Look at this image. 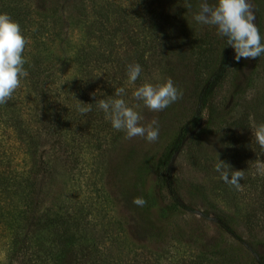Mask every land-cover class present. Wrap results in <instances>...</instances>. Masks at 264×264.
<instances>
[{"label": "rangeland", "instance_id": "obj_1", "mask_svg": "<svg viewBox=\"0 0 264 264\" xmlns=\"http://www.w3.org/2000/svg\"><path fill=\"white\" fill-rule=\"evenodd\" d=\"M201 2L0 0V14L18 22L29 41L23 56L32 67L34 62L41 67L45 93L42 102L27 76L7 104L0 105L4 119L21 114L32 138L21 141L9 122L0 123L8 169L24 172L35 183L29 194L36 202L34 214L82 208L88 230L110 231L105 244L114 253L118 247L124 250L127 264H256L251 251L264 253V149L254 137V125L264 121V55L237 63L228 46L227 70L207 98L199 126L168 166L170 190L185 208L166 217L159 212L172 198L156 163L201 107L199 93L224 52L225 38L216 28L194 20ZM217 2L208 0L213 6ZM250 3L264 37V0ZM131 35L142 40L138 49L129 43ZM156 35L160 45L167 43L164 48L153 47ZM141 47L146 51L142 72L135 84H128L124 75L122 98L144 117L142 124L158 121V140L126 139L111 124L104 132L89 130L91 121L78 111L83 106L78 101L100 100L102 81L115 64L96 60L86 66L82 55L100 50L107 56L109 51L120 67L126 53L133 59ZM168 78L183 92L168 108L150 112L133 99L135 88ZM45 104L52 122L43 111ZM44 115L52 127L44 125ZM234 171H242L240 189L230 183ZM149 196L157 199L155 204ZM135 197L147 203L137 207ZM15 201L23 204L19 194ZM7 233L0 224L1 261Z\"/></svg>", "mask_w": 264, "mask_h": 264}, {"label": "trees", "instance_id": "obj_2", "mask_svg": "<svg viewBox=\"0 0 264 264\" xmlns=\"http://www.w3.org/2000/svg\"><path fill=\"white\" fill-rule=\"evenodd\" d=\"M260 24L261 21L258 18L257 26L259 30ZM154 38L155 35L152 39ZM128 40L129 43L133 44L132 46H134L135 49L139 48V41L142 42L136 35L129 36ZM160 40L161 36L156 35V40L153 45L154 48L157 47L160 49V46L163 48L166 46L167 43L165 41L160 45ZM99 41H101V38ZM103 44L99 42V45L104 48L108 47ZM106 52H108L107 56L100 50L85 53L82 55V63L87 66L90 62L95 63L96 60L103 62L104 60L109 64H115V67L109 74L110 76H107L106 81H102L104 82L103 88L100 89L101 92L97 95L98 98L97 96L96 98H122L115 97V90L123 87L124 75H127L128 65L138 63L143 67L144 64L142 62L146 51L141 47L140 53L135 54L133 59L130 57L129 53H126V60L120 61V67H118L120 63L111 58L110 52ZM229 55L230 50L225 44L224 52L218 67L212 75L205 80L199 93V101H201L202 104L201 107H198L190 121L178 129L156 163V168L162 173L160 181L169 189V195L172 198L169 205H165L164 207L160 206L159 212L162 217H166L170 212L177 213L180 209L185 208H183L179 199L170 190L168 166L173 156L182 147L187 136H191L199 126L202 111L206 106V100L228 68L230 63ZM33 64L34 66L32 67L29 63H25L24 67L28 72V78L31 80L35 92L42 100L45 96L43 90L44 83L40 81V73L42 70L35 62ZM91 73L92 72L89 74ZM48 108V105L45 104L43 111L46 116L50 118V122H52L54 121V117L51 113V109ZM3 110L5 111L4 108ZM1 112L2 111H0V123L5 125L9 122L8 126L12 128L11 132L13 135L18 136L21 141H25L26 138L32 140L29 135V127L23 122L21 114H17L10 119H4L1 116L5 115ZM46 116L44 115V125L52 127ZM87 119L91 121L89 130H93L95 133L106 131L107 126L109 127L111 124L110 121L105 119V113L98 109L96 102L91 103V111L87 113ZM86 123L84 125H86ZM53 128L49 129V132L53 130V132L56 133ZM27 142L26 140V143ZM0 148V151L2 150L0 153V224L5 226L8 231V239L4 249L5 256L2 261L0 260V264H127L128 258L124 255V250L118 247L119 249L114 253V251L109 249L105 244L110 236V231L100 229L102 231L99 230V233H95L92 230H88L89 228L86 226L87 223L85 222V214H83L82 208L76 206L71 208L60 207L57 211L49 209L44 211L39 210L38 213L34 214L33 209L36 202L30 199L31 196H29V194H32V187L35 186V183L28 177H25L24 172L18 173L9 171V166L6 163H10L8 158L9 155L4 145L0 144ZM3 157L5 158L2 160ZM262 188H264V184ZM18 194L21 196L23 204L15 201ZM149 197L152 199L153 204H155L157 199L152 196ZM262 214L264 217V206L262 207ZM115 247L117 248V246ZM251 252L253 253L252 258L256 264H264V253L256 249H253Z\"/></svg>", "mask_w": 264, "mask_h": 264}, {"label": "clouds", "instance_id": "obj_3", "mask_svg": "<svg viewBox=\"0 0 264 264\" xmlns=\"http://www.w3.org/2000/svg\"><path fill=\"white\" fill-rule=\"evenodd\" d=\"M190 7V5H189ZM194 20L202 25L214 26L217 35L225 38V44L234 50V60L239 63L245 60H256L264 55V37L255 23L256 17L250 0H218L216 5H210L208 0H202L199 11ZM28 39L22 34L18 22L7 14H0V105H5L13 97L14 92L20 87L23 78L28 76L24 65L23 56ZM142 72V67L130 64L127 67V83L135 84ZM125 94L123 87L115 90V97ZM183 92L178 89L173 80L168 78L162 84L153 85L144 83L135 88L132 97L142 101L144 107L150 112H160L173 103L179 101ZM98 109L105 113V119L110 121L113 129L123 131L126 139L141 137L149 143H154L159 138L158 121L153 119L147 124H142L144 117L130 107L123 98L100 99ZM78 108L81 114L91 111V104H84ZM254 137L257 144L264 149V121L255 124ZM223 162L217 165L220 170ZM243 179L242 171L232 173L230 183L237 189L242 186L239 181ZM132 203L143 207L147 201L143 197L133 198Z\"/></svg>", "mask_w": 264, "mask_h": 264}]
</instances>
